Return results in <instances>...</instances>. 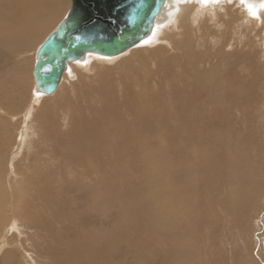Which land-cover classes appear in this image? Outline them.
Masks as SVG:
<instances>
[{
	"label": "rangeland",
	"instance_id": "rangeland-1",
	"mask_svg": "<svg viewBox=\"0 0 264 264\" xmlns=\"http://www.w3.org/2000/svg\"><path fill=\"white\" fill-rule=\"evenodd\" d=\"M237 12L230 25L236 32L221 26L220 45L215 41V34H221L217 26L207 33L184 34L185 40L172 44L158 35L160 41L113 62L95 61L81 67L55 95L42 96L36 103L33 75L27 68L26 107L36 105L32 121L38 120L41 135L36 131L32 142L26 108L11 111L17 116L13 122L0 118V196L12 195L17 183L22 208L16 217L18 227L28 229L26 224L29 232L34 229L19 239L15 232H8L11 223L0 227L6 242L17 243L4 246L13 254L12 264L28 260L22 244L34 257L39 254L41 264H264V31L259 32L261 26L256 30L263 39L252 35L251 40H242L238 31L244 28L239 27L243 16ZM5 13L0 7V27ZM20 13L18 7L13 15ZM240 32L247 33L248 28ZM205 35L213 36L206 44ZM209 47L230 63L236 75L232 80L236 103L231 107L226 100V108L214 109L204 103L205 89L193 91L190 85L188 91L171 78L177 73L172 62L183 60L186 72L202 68L204 75L194 81L204 83L214 55L202 50ZM21 50L11 53V64L19 60ZM229 52L234 58L222 57L221 53ZM222 65L228 70L226 62ZM6 69L0 68L2 83L12 80L4 77ZM237 74L247 78L242 81ZM242 84L247 88L238 93ZM183 92L191 97H183ZM62 110L71 115L66 124ZM149 122L158 128L151 153L136 159L126 125L141 131L139 137L146 146L143 131L147 132ZM13 123L17 130L11 133ZM107 126L112 132L102 134ZM86 130H97L96 137ZM237 134H242L243 143ZM68 147H84L85 152L79 150L75 160H69L63 154ZM49 153L55 156L54 162L46 158ZM7 155H11L8 164ZM16 169L21 172L14 180ZM4 251L0 250V263Z\"/></svg>",
	"mask_w": 264,
	"mask_h": 264
},
{
	"label": "bare ground",
	"instance_id": "bare-ground-1",
	"mask_svg": "<svg viewBox=\"0 0 264 264\" xmlns=\"http://www.w3.org/2000/svg\"><path fill=\"white\" fill-rule=\"evenodd\" d=\"M67 3H68V0H3L0 3V7L3 10L6 11V13H5L6 17H5V19H4L3 23H2V26L0 27V68H1L2 65H3V68H7L5 70V72H4V73H6V76H4L6 79L8 77L12 78L11 81L8 79V81H10V82L2 83L0 81V92H1V94H0V113H1L0 116L1 117L0 118H2L4 121H6V119H8V120H12V122H13V120L17 116H12L11 111L13 109L18 110L19 108L20 109L26 108L25 109V110H27L26 122L31 121L30 124H29V129L31 131L30 135L32 136V142H33V139L37 138V137L33 138L35 136L36 131H39L40 135H41L42 131H41V129L37 128L38 120L36 122L32 121V119H33L32 118L33 117L32 113H34L33 110H34L36 105L32 102V104L30 106L26 107V103H27V100H28L29 96H28V94H26L28 92L25 91V88L27 87L26 84H25V76H26L25 72H27L26 71V70H28L27 68H31V72L33 71V68H34V65H35V62H36V56H37L38 48L42 44V42L45 40V38L47 37L46 35L51 31V29H53L54 26H56L57 23L58 24L60 23L59 21H61L60 19H61L62 15H64L62 13H63L64 9L66 8ZM9 7H10V9H9ZM18 7H19V10H20L21 13L15 16V15H13L14 14V9H16ZM177 8L179 9V11L175 10ZM22 11H26V13H28L29 16L27 14H25L24 12H22ZM236 12L238 14L240 13L239 14L240 16H243L241 24H240L239 27H244V28H240L239 31L237 30L239 32V34L242 36V40H245V41L246 40H251L252 35H255L256 37H259V38L264 37V36H262V37L258 36L260 34L256 31V30H258V28L260 26H261V28L259 29V32L260 31L261 32L264 31V10H260L258 12L259 19L252 18V17H250L248 15L246 7L240 3V0H220V3H218V4L209 3L207 5H201V4L197 3L196 0H188V2H186V3H181V4L177 5L175 3V0H174V6H172L171 9H169V8L167 9V19H166V21L164 23H162V24H160V25L155 27V30H154L155 34H153L154 32L152 33L151 42L148 43V44L142 43V44H140L138 46H135V47L131 48L127 52H130L131 50H135V49L146 48L150 44L160 41V38H157L158 35L160 37L164 38L165 40H170L169 44H172V42L174 43V41H176L178 39L185 40L186 36L184 34L192 35L193 31H194V34L202 32V31H204V32L205 31H212L211 29H213V27H215V26H217V28L219 29V30L217 29L218 32L222 31L223 28L221 26H224L225 28H227L226 31L233 30L234 32H236V28L235 29H231L230 28V25L233 24V22L235 23L234 19L238 18V17H235ZM170 13H173V14L170 15ZM255 23H256V25H255ZM218 25H220V26H218ZM245 28H248V32L247 33L240 32V31L244 30ZM255 31L257 33H255ZM160 32H161V34H158ZM205 33H207V32H205ZM222 33L223 32H221L220 36H218V37H217V34H215V41H216V39H218L217 43L219 45L223 41V38H224ZM236 36H238V34ZM205 37H206V35L204 36V38ZM210 37L213 38V36L208 35L206 37V40H204V43L206 41H208V39ZM197 39H198V37H197ZM187 41H188V39H187ZM262 42L264 44V39H263ZM16 50H21V51H18V52H20V55L17 58L19 60L15 61V63L11 64V60H12L11 59V57H12L11 53L13 55V52L16 51ZM166 50H167V48H166ZM170 51H172V50H170ZM202 51L207 52L208 55H214L213 58L209 61V70H207V69L205 70V71H207V76H206L207 78L204 77L205 78V82L204 83H203L202 79L198 80L197 82L194 81V78H198L199 75L201 76V74L204 73L203 71H201L202 68H200L201 69V70H199L200 72L197 71V68L193 69V71L190 70V71L186 72V70H187L186 67L187 66L184 65L185 62L183 63V60H177V61H175V64H174V62H172V65L173 66L175 65V69H173V70H175L177 73H175L174 75H171V78H173L174 83H176L181 88H183L185 90H188V91H191L190 89H188L190 85H191V88H192L193 91L194 90H198V88L205 89L207 91V97L204 99V101H205L204 103L206 105H209V106H212V107L216 106L214 109H216L217 107L219 109L226 108L225 106L228 105L227 104L228 100H229V102H228L229 106L231 107L233 104L236 103V89H235V87L232 84V80H233V78H236V75L232 72V67H230V63L227 60H225L223 55L224 56L232 55L231 58H234V55L232 53H230V52H229V54L221 53L222 57H223L221 59V58H219V56L218 57L215 56V54H214L215 51H211V48H210V50H208V49L204 50L203 49ZM127 52L124 53V54H127ZM156 52H157V50H156ZM181 52H183V51H181ZM134 53H138V51H136ZM124 54H122V55H124ZM216 54H218V53L216 52ZM122 55L113 57L111 59H105V57H103V56H99L97 54L94 55V53L89 55V53H88L85 56L84 60L79 61V63H77V61L69 62L68 63V68L64 72L62 81H61L60 85L58 86L57 90L53 94H49V95L45 94V93L44 94H40L39 93V95H37V92L36 93L33 92V101L35 102L37 99L41 98L42 96H53V95H55L60 90V88L63 86V84L66 81V79L69 76H75L74 74L76 72H80V68L81 67L85 68L86 65H89L90 63H94L95 61L113 62L116 59H118L119 57H121ZM202 55H203L202 53L201 54L198 53V58L199 59H204L203 58L204 55L203 56ZM206 58H208V56ZM85 61H87V63H85ZM170 61H171V59H170ZM225 62L228 64V70H225L223 65H222ZM198 65H200V64H198ZM251 68H252V66H251ZM227 71L230 72L229 73L230 75H228ZM254 75L255 74H253L252 77ZM258 75L255 76L256 79L258 78L257 77ZM0 76H2V74ZM237 76H238V78H241L242 81H245V78H247L246 74H237ZM29 78L31 79V77H29ZM69 78H71V77H69ZM258 79H260V78H258ZM32 80H34V77H33ZM246 88L247 87H246L245 84L240 85V89H239L238 93H240L241 90H246ZM226 92L228 93L227 97H225V94H227ZM182 95L185 98L191 97V96L188 95V92H183ZM193 98H195V96ZM178 100H179V102L182 103V98L181 97H179ZM37 102H39V101H37ZM28 103H30V101ZM203 107L205 108V106H203ZM43 110H44V108H43ZM72 113H74V112H72ZM61 115H62L61 120L64 122V124H66V121L67 120L69 121V119L71 117L69 111L68 110H65V111L62 110L61 111ZM19 116H20V114H19ZM192 118H193V116H192ZM40 123H39V125L41 126ZM103 124H105V126L108 125V124H106V122L103 123ZM102 126L103 125H101L100 128H102ZM126 126H127L128 136L133 137V139L131 138L132 143H133V147H132L131 151H132L133 155L136 157V159L138 158V156L151 153L150 149H152V147H153V141H154V138H155V136H156V134L158 132V128H157V125L155 124V122H149L147 124V132L143 131V134L148 137V144L146 146L142 143L141 136L139 137V135H141L140 134L141 131L138 130L137 132H134L131 129L132 127H129V125H126ZM16 127L17 126H15V124L13 123V127H11V129H10L11 133H13V132H15L17 130ZM103 128H104V126H103ZM2 129L4 130V128H2ZM95 129H96V127H95ZM109 129H111L110 125H109ZM109 129H108V126H107L104 130L101 129V133L102 134H104L105 132L108 133L110 131ZM96 131H93V132L90 133L88 130H86L85 133H89L91 135H94V137H96V135H97ZM110 132H112V131H110ZM226 132H227V130L225 129L224 133H226ZM170 133H172V132L170 131ZM183 134L184 133H182V135ZM241 135L242 134H237V137L239 138V143L240 144L243 143V141H244V140H242L240 138ZM20 136H22V134ZM2 138H3V136H2ZM224 138H226V137H224ZM44 139L41 138V140H44ZM5 143H4V145L6 146ZM221 144H223V143H221ZM225 145H227V144H225ZM6 148H7V146H6ZM29 148H30V146H29ZM31 148H32V146H31ZM35 149H32V150H35ZM79 150L85 152L84 151V147L71 148V149L68 147V148H66L63 151V154L66 157H70L69 160L72 158L73 161H74L75 160V156H73V155H75L76 152L79 151ZM52 153H49L48 155H45V156H46V158L50 157L49 159L52 162H54L55 161V156L54 155L52 156ZM14 154H16V153H14ZM2 156H4V155H2ZM8 156H11V155H7V158L5 157L6 163L8 162L7 161L8 158H9ZM1 159H3V161H5L4 158H1ZM25 160H27V159H25ZM73 161L71 162V166L73 164L74 165L76 164ZM11 163L13 164V162H11ZM15 163L18 164V162H15ZM137 163H138V161H137ZM0 164H1V162H0ZM17 164H15L14 166H16ZM74 165H73V168H74ZM19 169H20V167H19ZM20 170H17L15 173H13L14 171H12V173H13L12 178L14 180H16L17 177L20 176V173L18 172ZM44 170L45 171H49L48 169H44ZM24 172H25V170H24ZM38 172L41 175V172L39 170H38ZM243 176H244V178H247L246 174H244ZM0 180L3 181L2 179H0ZM9 182H10V180H9ZM240 183H241V181H240ZM3 184L4 183H2V185ZM16 185H17V183H16ZM16 185H13V188H12L13 193H12V195H9L8 192L1 193L0 197H1L2 201H3V204H0V227H4L5 226L4 225L5 222L11 223L10 226H9L8 232L9 231L15 232L16 236L19 239H21L23 236H26L28 233L32 234L31 232L34 229H32V231L29 232L30 225H26V224H25V226L28 229H22L21 226L18 227V223L16 221V220H18V218H16V217H17L18 214H22V208L19 206V202H17L18 199L20 198L19 194H21V192H20L19 188L17 190L15 189ZM13 200H14V204H11V201H13ZM2 201H1V203H2ZM98 206L101 208V203H99ZM162 208H164V207L162 206ZM10 210H13L14 212L13 211L11 212ZM152 212H153V210H152ZM155 212H157V211H155ZM159 212H160L159 213L160 215L163 213L161 210ZM164 212H165V210H164ZM170 212L171 211H168L167 214H169ZM157 214L158 213H156V215ZM14 217H15V220H14ZM7 219H9V220H7ZM38 230H39V228H38ZM0 231H1L0 232V250H2V249L5 250L4 251L5 253H2L3 254V260H1L0 264H12V255L13 254L11 253L10 250H6L4 248V246H9V247L11 245L14 246L16 241H8V242H6V238L2 237V234L3 233L5 234V232L2 229H0ZM38 232L39 231H37V233ZM21 247L24 248V252L23 253L25 254V256L28 257V260L24 259L25 263H22V264H41L40 260L38 259V255H39L38 253L34 257L33 253H31L32 251L29 250V248H27L24 244H22ZM36 252H34V253H36ZM22 258H23V256H22ZM20 263H21V261H20Z\"/></svg>",
	"mask_w": 264,
	"mask_h": 264
},
{
	"label": "water",
	"instance_id": "water-1",
	"mask_svg": "<svg viewBox=\"0 0 264 264\" xmlns=\"http://www.w3.org/2000/svg\"><path fill=\"white\" fill-rule=\"evenodd\" d=\"M172 6L174 0H71L66 16L38 48L34 92L53 94L68 63L88 53L113 58L142 44Z\"/></svg>",
	"mask_w": 264,
	"mask_h": 264
},
{
	"label": "snow or ice",
	"instance_id": "snow-or-ice-1",
	"mask_svg": "<svg viewBox=\"0 0 264 264\" xmlns=\"http://www.w3.org/2000/svg\"><path fill=\"white\" fill-rule=\"evenodd\" d=\"M186 2H188V0H175V3L177 5L181 3H186ZM196 2L201 5H207L209 3L218 4L220 3V0H196ZM240 3L246 7L248 15L255 19H259L258 12L260 10H264V0H261V2L258 5H254L253 3H250L249 0H240ZM253 9L255 10L254 13H253ZM175 10L179 11L178 8ZM172 14L173 13H170V15ZM153 34H155V32ZM150 42H151V37L148 40L143 41L144 44H148ZM89 55H91V53H89ZM105 59H111V58L105 57ZM77 63H79V61H77ZM85 63H87V61H85ZM37 95H39V93H37Z\"/></svg>",
	"mask_w": 264,
	"mask_h": 264
},
{
	"label": "clouds",
	"instance_id": "clouds-1",
	"mask_svg": "<svg viewBox=\"0 0 264 264\" xmlns=\"http://www.w3.org/2000/svg\"><path fill=\"white\" fill-rule=\"evenodd\" d=\"M254 11H255V10L253 9V13H254Z\"/></svg>",
	"mask_w": 264,
	"mask_h": 264
}]
</instances>
